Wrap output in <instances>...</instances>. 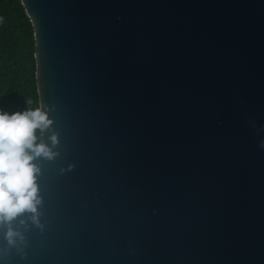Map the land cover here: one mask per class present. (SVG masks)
Listing matches in <instances>:
<instances>
[{
  "label": "water",
  "instance_id": "95a60500",
  "mask_svg": "<svg viewBox=\"0 0 264 264\" xmlns=\"http://www.w3.org/2000/svg\"><path fill=\"white\" fill-rule=\"evenodd\" d=\"M20 1L57 154L0 264H264V0Z\"/></svg>",
  "mask_w": 264,
  "mask_h": 264
},
{
  "label": "clouds",
  "instance_id": "9594fccd",
  "mask_svg": "<svg viewBox=\"0 0 264 264\" xmlns=\"http://www.w3.org/2000/svg\"><path fill=\"white\" fill-rule=\"evenodd\" d=\"M51 124L39 106L12 113L0 110V224L8 225L4 235L9 245L24 240L23 233L10 223L19 214L31 213L28 219L43 228L38 218L41 197L36 182L40 168L34 161L40 157L51 160L57 154L38 136ZM50 139L53 145L57 142L55 134ZM20 224L25 221L21 219Z\"/></svg>",
  "mask_w": 264,
  "mask_h": 264
},
{
  "label": "trees",
  "instance_id": "16d2710c",
  "mask_svg": "<svg viewBox=\"0 0 264 264\" xmlns=\"http://www.w3.org/2000/svg\"><path fill=\"white\" fill-rule=\"evenodd\" d=\"M34 51L33 27L21 1L0 0V110L39 106Z\"/></svg>",
  "mask_w": 264,
  "mask_h": 264
}]
</instances>
